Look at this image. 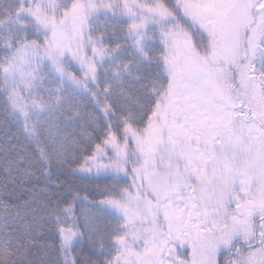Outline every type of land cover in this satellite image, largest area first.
Listing matches in <instances>:
<instances>
[{
	"label": "snow or ice",
	"instance_id": "6c2138e0",
	"mask_svg": "<svg viewBox=\"0 0 264 264\" xmlns=\"http://www.w3.org/2000/svg\"><path fill=\"white\" fill-rule=\"evenodd\" d=\"M34 7L0 51V264H264V0Z\"/></svg>",
	"mask_w": 264,
	"mask_h": 264
},
{
	"label": "trees",
	"instance_id": "16d2710c",
	"mask_svg": "<svg viewBox=\"0 0 264 264\" xmlns=\"http://www.w3.org/2000/svg\"><path fill=\"white\" fill-rule=\"evenodd\" d=\"M29 0H24L25 6L30 7ZM18 0H0V20L6 21L0 24V51H7V45L10 43L13 50L18 46L17 42H23V34L29 33L31 37V28L33 22L29 20H21L17 15V9L19 8ZM11 122L4 120L0 123V130L8 129ZM15 131V126H11V131Z\"/></svg>",
	"mask_w": 264,
	"mask_h": 264
},
{
	"label": "rangeland",
	"instance_id": "374dc122",
	"mask_svg": "<svg viewBox=\"0 0 264 264\" xmlns=\"http://www.w3.org/2000/svg\"><path fill=\"white\" fill-rule=\"evenodd\" d=\"M32 2H34V0H32ZM41 2H48V0H40V4H41ZM33 11H34V14L36 15V10L35 9H33ZM34 14L33 13H31V12H24V15L25 16H28V17H32V18H34Z\"/></svg>",
	"mask_w": 264,
	"mask_h": 264
}]
</instances>
